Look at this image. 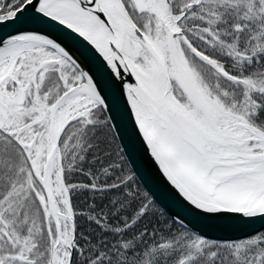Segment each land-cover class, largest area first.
Returning <instances> with one entry per match:
<instances>
[{
    "label": "snow or ice",
    "instance_id": "obj_1",
    "mask_svg": "<svg viewBox=\"0 0 264 264\" xmlns=\"http://www.w3.org/2000/svg\"><path fill=\"white\" fill-rule=\"evenodd\" d=\"M0 264H264V0H0Z\"/></svg>",
    "mask_w": 264,
    "mask_h": 264
}]
</instances>
